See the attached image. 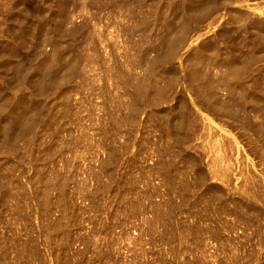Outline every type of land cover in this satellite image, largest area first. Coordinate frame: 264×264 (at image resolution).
<instances>
[{"label": "rangeland", "instance_id": "rangeland-1", "mask_svg": "<svg viewBox=\"0 0 264 264\" xmlns=\"http://www.w3.org/2000/svg\"><path fill=\"white\" fill-rule=\"evenodd\" d=\"M94 1L0 0V264H264V0Z\"/></svg>", "mask_w": 264, "mask_h": 264}, {"label": "bare ground", "instance_id": "bare-ground-1", "mask_svg": "<svg viewBox=\"0 0 264 264\" xmlns=\"http://www.w3.org/2000/svg\"><path fill=\"white\" fill-rule=\"evenodd\" d=\"M80 1L84 2L83 0H80ZM93 1H94V0H93ZM100 1H102V0H100ZM170 1H171V0H170ZM85 2H86V0H85ZM85 2H84V3H85ZM94 2H95V1H94ZM109 2H110V1H108V3H109ZM40 3H41V2H40ZM90 3H91V1H90ZM92 3H93V2H92ZM92 3H91V4H92ZM99 3H100V2H99ZM10 4H11V3H10ZM85 4H86V3H85ZM91 4H90V5H91ZM93 4H94V3H93ZM109 4H110V3H109ZM211 4H212V3H211ZM213 4L215 5V3H213ZM213 4H212V5H213ZM70 5H72V4H70ZM83 5H84V4H83ZM96 5H97V3H96ZM182 5H183V4H182ZM214 5H213V6H214ZM8 6H9V5H8ZM80 6H82V5L80 4ZM100 6H101V5H100ZM69 7H70V6H69ZM207 7H208V6H207ZM210 7H211V6H210ZM210 7H208V8H210ZM214 7H216V6H214ZM219 7H220V6H219ZM72 8H73V7H72ZM80 8H81V7H80ZM80 8H79V10H80ZM82 8H83V7H82ZM84 8H87V7L84 6ZM84 8H83V10H84ZM88 8H89V6H88ZM93 8H94V7H93ZM93 8H91V10H92ZM101 8H102V7H101ZM103 8H104V7H103ZM111 8H112V7H111ZM74 9H75V8H74ZM107 9H108V8H107ZM107 9H105V10L107 11ZM79 10H77V11L79 12ZM81 10H82V9H81ZM85 10H86V9H85ZM94 10H95V9H94ZM105 10H104V11H105ZM205 10L207 11L208 9L205 8ZM68 11H69V10H68ZM89 11H90V10H89ZM89 11H87V13H90ZM92 11H93V10H92ZM72 12H73V11H71V13H72ZM99 12L101 13V10H100ZM108 12H109V11H108ZM114 12H115V11H114ZM199 12H200V11H199ZM208 12H209V11H208ZM95 13H96V12H95ZM106 13H107V12H106ZM106 13H105V14H106ZM204 13H205V12H204ZM79 14H80V13H79ZM85 14H86V13H85ZM91 14H92V13H91ZM91 14H90V15H91ZM96 14H97V13H96ZM101 14H102V13H101ZM101 14H99V15H101ZM199 14H200V13H199ZM97 15H98V14H97ZM99 15H98V16H99ZM108 15H110V14H108ZM108 15H107V16H108ZM95 16H96V15H95ZM188 16H189V15H188ZM73 17H74V16H73ZM93 18H94V17H93ZM110 18H111V17H110ZM189 18H191V17H189ZM75 19H77V18H75ZM75 19H74V20H75ZM78 19H79V18H78ZM80 19H81V18H80ZM90 19H91V17H90ZM99 19H100V16H99ZM103 19H104V17H103ZM105 19H106V18H105ZM93 20H94V19H93ZM110 20H111V19H110ZM69 21H71V20H69ZM97 21H98V20H97ZM100 21H101V20H100ZM102 21H103V20H102ZM108 21H109V19H108ZM188 21H189V20H188ZM76 22H77V20H76ZM98 22H99V21H98ZM98 22H97V24H99ZM106 22H107V21H106ZM70 23H71V22H70ZM73 23H74V22H73ZM94 23H96V20H95ZM100 23H101V22H100ZM107 23H108V22H107ZM107 23H106V24H107ZM109 23H110V22H109ZM66 24H67V23H66ZM102 24H103V23H102ZM76 25H77V24H76ZM104 25H105V24H104ZM107 25H108V24H107ZM109 25H110V24H109ZM109 25H108V26H109ZM182 25H183V24H182ZM80 26H81V25H80ZM183 26H184V25H183ZM45 27H46V26H45ZM82 27H83V26H82ZM109 27H110V26H109ZM184 27H186V25H185ZM184 27H182V28H184ZM72 28H73V27H72ZM106 28H107V27H106ZM182 28H181V29H182ZM70 29H71V28H70ZM181 29H179V30H181ZM71 31H72V30H71ZM76 31H77V30H76ZM181 31H182V30H181ZM183 31H184V30H183ZM102 32H103V31H102ZM87 33H88V34H91V33H89L88 31H87ZM175 33H176V32H175ZM180 33L183 34L184 32H180ZM181 34H180V35H181ZM170 35H171V34H170ZM184 35H185V33H184ZM72 36H73V35H72ZM76 36H77V35H76ZM161 36H162V35H161ZM173 36H174V34H173ZM43 37H44V36H43ZM104 37H105V36H104ZM73 38H75V37H73ZM90 38H92V36H91ZM90 38H88V39L90 40ZM86 39H87V38H86ZM88 39H87V40H88ZM105 39H106V38H105ZM171 39H172V38H171ZM93 40H94V39H93ZM70 41H72V40H70ZM177 41H178V40H177ZM73 42H74V41H73ZM73 42H72V43H73ZM171 42H172V41H171ZM171 42H170V43H171ZM155 43H156V42H155ZM89 44H91V43H89ZM93 44H94V43H93ZM176 44H177V43H176ZM102 45H103V44H102ZM152 45H153V44H152ZM159 45H160V44H159ZM93 46H95V45H93ZM93 46H92V47H93ZM161 46H162V45H161ZM95 47H97V46H95ZM95 47H94V48H95ZM103 47H104V46H103ZM159 47H160V46H159ZM87 48H89V46H88ZM100 48H101V47H100ZM89 49H90V48H89ZM100 50H101V49H100ZM55 51H56V50H55ZM160 51H161V50H160ZM85 52H86V51H85ZM88 52H89V51H88ZM98 53H99V52H98ZM152 53H154V52L152 51ZM158 53H159V52H158ZM104 54H105L104 56H106V53H104ZM149 54H150V53H149ZM172 54H173V53H172ZM98 55H99V54H98ZM170 55H171V54H170ZM148 56H149V55H148ZM151 56H152V55H151ZM171 56H172V55H171ZM157 57H158V56H157ZM171 58H172V57H171ZM93 59H94V58H93ZM148 59H149V58H148ZM148 59H147V60H148ZM159 59H160V58H159ZM159 59L157 58V60H159ZM105 60H106V59H105ZM147 60H146V62H147ZM149 60H150V59H149ZM98 61H99V60H98ZM100 62H102V61H100ZM106 62H107V61H106ZM112 62H113V61H112ZM149 62H150V61H149ZM160 62H161V61H160ZM87 63H88V62H87ZM155 63H156V62H155ZM75 64H76V63H75ZM98 64H99V62H98ZM100 64H101V63H100ZM113 64H114V63H113ZM116 64H117V63H116ZM119 64H120V63H119ZM146 64L149 65L148 62H147ZM50 65H51V64H50ZM80 65H81V64H80ZM102 65H103V64H102ZM120 65H121V64H120ZM144 65H145V64H144ZM163 65H164V64H163ZM75 66H76V65H75ZM161 66H162V64H161ZM100 67H101V66H100ZM102 67H103V66H102ZM102 67H101V68H102ZM112 67H113V66H112ZM114 67L116 68V66H114ZM146 67H147V65H146ZM152 67H153V66H152ZM152 67H151V68H152ZM109 68H110V67H109ZM149 68H150V67H149ZM68 69H71V68H68ZM75 69H77V68H75ZM79 69H80V68H79ZM106 69H107V68H106ZM122 69H123V68H122ZM65 70H66V69H65ZM77 70H78V69H77ZM102 70H103V69H102ZM152 70H154V69H152ZM81 71H83V70L81 69ZM105 71H106V70H105ZM119 71H120V70H119ZM78 72H79V71H78ZM83 72H84V71H83ZM147 72H148V71H147ZM107 73H108V72H107ZM151 73H152V72H151ZM160 73H161V72H160ZM109 74H110V73H109ZM162 74H163V73H162ZM61 75H62V74H61ZM81 75H82V74H81ZM83 75H84V74H83ZM106 75H108V74H106ZM122 75H123V74H122ZM149 75H150V74H149ZM151 75H152V74H151ZM154 75H155V74H154ZM65 76H66V75H65ZM65 76H64V77H65ZM85 76H86V75H85ZM157 76H158V75H157ZM25 77H26V76H25ZM67 77H68V75H67ZM107 77H108V76H107ZM61 78H62V77H61ZM61 78H58V79H61ZM73 78H74V77H73ZM81 78H82V77H81ZM173 78H175V77H173ZM176 78H177V77H176ZM176 78H175V79H176ZM69 79H70V78H69ZM71 79H72V78H71ZM82 79H83V78H82ZM119 79H120V77H119ZM1 80H2V79H1ZM86 80H88V79L86 78ZM36 81H37V80H36ZM46 81H47V80H46ZM60 81H61V80H60ZM68 81H69V80H68ZM171 81H172V80H171ZM174 81H175V80H174ZM52 82H53V81H52ZM82 82H83V81H82ZM1 83H2V82H1ZM18 83H19V82H18ZM54 83H55V82H54ZM67 83H68V82H67ZM80 83H81V82H80ZM123 83H124V82H123ZM57 84L59 85V83H57ZM57 84H55V86H56ZM85 84H86V83H85ZM19 85H20V84H19ZM24 85H25V83H24ZM82 86H83V85H82ZM84 86H85V85H84ZM84 86H83V87H84ZM20 87H21V86H20ZM20 87H18V88H20ZM83 87H82V88H83ZM170 88H171V87H170ZM21 89H22V88H21ZM24 89H26V88H24ZM52 89H53V88H52ZM105 89H106V88H105ZM7 90H8V89H7ZM9 90H10V89H9ZM14 90H15V89H14ZM17 90H18V92H19V89H17ZM27 90H28V89H27ZM44 90H45V89H44ZM46 91H47V90H46ZM50 91H51V90H50ZM54 91H55V90H54ZM47 92H48V91H47ZM109 92H110V91H109ZM15 93H16V92H15ZM48 93H50V92H48ZM51 93H52V91H51ZM106 93H107V91H106ZM13 94H14V92H13ZM16 94H17V93H16ZM16 94H14V95H16ZM46 94H47V93H46ZM46 94H45V97H46ZM107 94H108V93H107ZM14 95H13V96H14ZM113 95H114V94H113ZM139 95H140V94H139ZM48 96H49V95H48ZM81 96H82V95H81ZM110 96H111V95H110ZM28 97H29V96H28ZM60 97H61V96H60ZM69 97H70V96H69ZM105 97H106V96H105ZM131 97H132V96H131ZM107 98H108V97H107ZM141 98H142V96H141ZM45 99H46V98H45ZM132 99H133V98H132ZM53 100H54V99H53ZM108 100H109V98H108ZM110 100L113 101V99H110ZM106 101H107V100H105V102H106ZM112 101H110V102H112ZM110 102H109V103H110ZM110 104H111V103H110ZM1 105H2V104H1ZM8 105H9V104H8ZM9 106H10V105H9ZM107 107H108V106H107ZM47 110H48V109H47ZM50 112H51V111H50ZM111 112H112V111H111ZM108 113H109V112H108ZM110 114H111V113H110ZM110 114H109V115H110ZM113 114H114V113H113ZM107 117H108V116H107ZM78 118H79V117H78ZM109 118H110V117H109ZM111 118H112V116H111ZM76 119H77V118H76ZM106 120H107V119H106ZM108 120H109V119H108ZM78 121H81V120H78ZM113 121H114V120H113ZM106 123H107V122H106ZM6 124H7V123H6ZM77 124H78V123H76V125H77ZM79 124H81V122H80ZM81 125L83 126V124H81ZM81 125H77V126L79 127V126H81ZM77 126H76V127H77ZM108 126H109V125H108ZM104 128H105V127H104ZM78 129H79V128H78ZM96 129H97V128H96ZM75 130H77V129L75 128ZM103 130H104V129H103ZM110 130H111V129H110ZM113 132H114V131H113ZM108 133H109V132H108ZM7 134H8V133H7ZM73 134H74V133H73ZM3 135H4V134H3ZM42 135H43V134H42ZM6 136H7V135H6ZM35 136H36V135H35ZM35 136H34V137H35ZM32 138H33V137H32ZM73 138H74V136H73ZM75 138H76V135H75ZM33 139H34V138H33ZM42 141H43V140H42ZM30 142H33V141H30ZM39 142H40V141H39ZM72 142H73V141H72ZM74 142H75V141H74ZM13 144H14V143H13ZM32 144H33V143H32ZM32 144H30V145H32ZM71 144H72V143H71ZM28 145H29V143H28ZM75 145H76V143H75ZM12 146H14V145H12ZM26 146H27V145H26ZM32 147H33V146H32ZM71 147H72V146H71ZM73 147H74V146H73ZM11 148H12V147H11ZM27 148H28V146H27ZM31 149H32V148H31ZM71 149H73V148H71ZM73 150H74V149H73ZM26 151H27V150H26ZM74 152H75V151H74ZM28 153H30V150H29V149H28ZM26 154H27V153H26ZM12 155H14V154H12ZM25 157H26V156H25ZM76 157H77V156H76ZM19 158H20V157H19ZM22 159H23V158H22ZM29 159H30V158H29ZM19 162H20V161H19ZM24 162H25V161H24ZM24 162H23V163H24ZM25 163H26V162H25ZM20 167H21V166H20ZM25 168H26V167H25ZM23 171H24V170H23ZM0 177H1V176H0ZM115 177H116V176H115ZM112 179H113V178H112ZM0 181H2V180H0ZM2 182H3V181H2ZM111 183H112V182H111ZM115 183H116V182H115ZM112 184H113V183H112ZM1 185H2V184H1ZM6 185H8V184L6 183ZM3 186H4V185H3ZM106 187H107V186H106ZM111 187H112V186H111ZM111 187H110V189H111ZM4 188H5V187H4ZM0 189H1V188H0ZM10 189H11V188L9 187V191H11V193H13V192H12L13 190H10ZM21 189H23V187H22ZM103 189H104V188H103ZM110 189H109V190H110ZM24 190H25V188H24ZM106 191L108 192V190H106ZM24 192H25V191H24ZM14 193H15V192H14ZM26 193H27V192H25V194H26ZM18 194H19V193H18ZM13 195H14V194H13ZM26 196H27V195H26ZM6 197H7V196H6ZM8 197H9V196H8ZM10 197H11V199H12L13 196H10ZM20 197H21V196H20ZM24 197H25V196H24ZM28 197H30V195H29ZM105 197H106V196H105ZM25 198L27 199V197H25ZM6 199H8V198H6ZM30 199H31V197H30ZM30 199H29V200H30ZM9 200H10V199H9ZM27 200H28V199H27ZM103 203H104V202H103ZM18 206H19V205H18ZM107 208H108V207H107ZM18 209H19V208H18ZM104 209H105V208H104ZM101 212H102V211H101ZM102 213H103V212H102ZM19 217H20V215H19ZM21 218H22V217H21ZM66 219H67V218H66ZM22 220H23V219H22ZM62 220H63V218H62ZM65 221H67V220H65ZM28 223H29V222H28ZM63 225H65V224H63ZM36 226H37V225H36ZM32 230H33V227H32ZM27 231H28V230H27ZM28 233H29V232H28ZM33 233H34V231H33ZM25 234H27V233H25ZM27 235H28V234H27ZM27 235H26V236H27ZM35 235H37V234H35ZM35 235H34V236H35ZM36 241H37V240H36ZM20 242H21V241H20ZM20 242H19V243H20ZM34 243H35V242H34ZM23 244H24V243H23ZM25 244H26V243H25ZM18 245H19V244H18ZM21 245H22V244H21ZM21 245H20V246H21ZM16 248H18V247H16ZM24 248H25V247H24ZM18 250H19V249H18ZM37 251H38V250H37ZM32 254H33V253H32ZM37 254H38V253H37ZM21 255H22V253H21ZM33 256H34V255H33ZM33 256H32V257H33ZM29 257H30V256H29ZM34 257H35V256H34ZM43 258H44V257H43ZM33 260H34V259H33ZM33 260H32V261H33ZM49 260H50V259H49ZM35 261H36V260H35ZM43 261H44V260H43ZM33 262H34V261H33ZM36 264H37V263H36ZM47 264H48V263H47Z\"/></svg>", "mask_w": 264, "mask_h": 264}]
</instances>
